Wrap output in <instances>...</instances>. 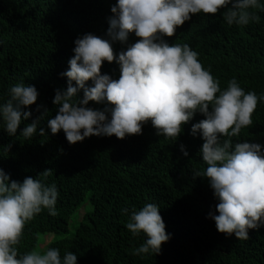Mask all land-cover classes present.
<instances>
[{
	"label": "trees",
	"instance_id": "obj_1",
	"mask_svg": "<svg viewBox=\"0 0 264 264\" xmlns=\"http://www.w3.org/2000/svg\"><path fill=\"white\" fill-rule=\"evenodd\" d=\"M116 0H0V103L6 101L10 86L23 82L38 90L37 101L25 108L32 112L20 128L41 118L37 133L30 139L9 136L0 122V168L12 180L27 176L57 185L56 215L47 209L34 216L24 228L19 252L33 250L38 233L49 232L46 247L60 249L61 256L72 251L78 264H264V226L249 229V239L239 240L217 230L208 212L215 209L206 178H193V169L206 168L200 149L202 138L192 136L191 125L204 119L197 113L183 126L178 138L157 136L151 122L142 134L123 139L115 135L85 138L69 143L63 130L52 134L47 120L57 111L56 89L67 88V77L76 38L93 33L105 36L111 5ZM264 3V0H262ZM225 9L215 14H192L178 26L169 43H187L199 53L205 68L211 69L221 88L235 77L245 90L264 93V10L261 20L247 26H229ZM139 38L130 33L127 44L114 43L116 54ZM101 72L118 79L120 66L105 61ZM75 82H73L74 84ZM91 84V81L88 82ZM83 97V90L78 94ZM94 108L104 104L89 102ZM253 123L242 128L233 141L250 140L264 146V103H258ZM44 128L45 134H39ZM184 145L189 155L180 149ZM45 170H50L47 177ZM88 200L91 209L80 211ZM145 203L159 206L171 238L158 254L133 255L145 235L133 236L125 227L132 209ZM129 209L125 214L122 210ZM79 213H81L79 217ZM74 232L68 235L71 216ZM218 214V213H217Z\"/></svg>",
	"mask_w": 264,
	"mask_h": 264
},
{
	"label": "clouds",
	"instance_id": "obj_2",
	"mask_svg": "<svg viewBox=\"0 0 264 264\" xmlns=\"http://www.w3.org/2000/svg\"><path fill=\"white\" fill-rule=\"evenodd\" d=\"M225 9L223 19L229 25L247 26L261 20L257 9L264 10L262 0H116L108 17L105 36L86 33L75 39L74 55L67 77V88L56 89L53 103L57 111L47 120L52 134L63 130L69 143L96 136L123 139L142 134L143 125L151 122L157 136L178 138L183 126L200 113L204 119L191 125L192 136L199 135L206 168L193 169V178H206L218 201L208 218L217 230L239 240L249 239V229L264 226V146L250 140L233 141L242 128L253 123L252 114L264 93L245 90L233 77L221 88L220 81L199 60V53L189 44L169 43L178 26L192 14H215ZM130 33L139 39L119 54L117 41L127 44ZM105 61H115L120 75L114 79L101 72ZM91 81V84L88 82ZM73 82H75L73 84ZM83 90V97H79ZM35 85L23 82L10 86L9 98L0 103V122L9 136L26 140L38 131L41 118L48 112L43 105L40 116L20 128L32 116L25 110L37 101ZM104 108L89 106V102ZM39 134H45L39 128ZM180 149L189 155L184 145ZM50 170H45L47 177ZM59 196L57 185L27 176L22 182L12 180L0 168V264H78V256L59 248L46 247L19 252L18 245L28 221L47 209L55 216ZM125 214L129 209L122 210ZM218 213V214H217ZM125 227L133 236L145 235L133 255L158 254L171 238L159 206L145 203L132 209Z\"/></svg>",
	"mask_w": 264,
	"mask_h": 264
},
{
	"label": "rangeland",
	"instance_id": "obj_3",
	"mask_svg": "<svg viewBox=\"0 0 264 264\" xmlns=\"http://www.w3.org/2000/svg\"><path fill=\"white\" fill-rule=\"evenodd\" d=\"M91 205L89 203L88 200H85L82 204H81V209L80 211L83 212L86 209H91ZM81 213H79V217H80ZM76 214H73L71 216V220L69 223V231H68V235L72 234L74 232V227L72 225L73 220L75 219ZM53 234L49 233V232H45V233H38V243L37 246L34 249H41V248H46L47 243L52 239Z\"/></svg>",
	"mask_w": 264,
	"mask_h": 264
}]
</instances>
